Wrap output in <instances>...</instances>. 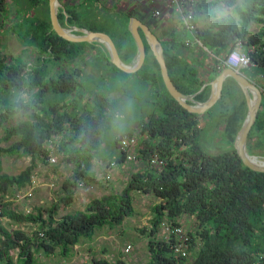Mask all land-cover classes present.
Masks as SVG:
<instances>
[{
  "label": "trees",
  "instance_id": "obj_1",
  "mask_svg": "<svg viewBox=\"0 0 264 264\" xmlns=\"http://www.w3.org/2000/svg\"><path fill=\"white\" fill-rule=\"evenodd\" d=\"M8 1L0 0V12L6 16ZM14 3L18 14L23 15L10 30L25 49L9 61L0 56V141L12 140L9 145L0 146V158L4 154L27 155L31 161L18 174L11 175L2 172L0 159V264H39L37 255L41 253L68 258L74 247L84 239H92L96 230L114 228L133 216L135 191L158 199L152 206L150 226L142 230L148 237L149 258L144 264H264V171L247 166L235 147L248 111L246 97L235 79L226 78L221 98L199 114L189 111L169 93L160 64L146 40L145 62L132 73L112 63L100 46L106 62L125 81L141 79L154 89V108L136 129L118 134L111 155L105 154V131L117 99L110 98L104 89L85 87L80 80L83 71L77 65L56 67L81 56L86 45L95 48L97 43L74 42L60 36L52 26L49 0ZM218 4L233 7L234 11L219 15L215 12ZM195 11L211 17L196 32V46L203 49V56L197 54L195 45L187 43L184 25L171 27L165 40L159 37L169 74L179 90L197 93L225 68L218 66L230 57L238 43L251 57V64L241 71L251 79L264 75V0H244L242 5L238 0H199ZM94 13L90 7L71 6L59 11V19L65 24L67 14L69 25L109 33L121 58L131 63L137 54L128 28L134 12L109 14L105 25L87 21ZM252 23L258 24L259 29L252 31ZM141 34L144 37L142 31ZM33 50L37 53L30 62L24 54ZM206 68L205 73L202 70ZM23 92L28 93V98L22 96ZM87 92H94L91 101L85 100ZM210 92L208 84L195 99L205 101ZM262 96L247 142L249 153L256 155H264L263 91ZM12 118L17 121L12 123ZM206 124L219 128L229 147L215 153L207 151L201 141ZM136 132L141 136L137 158L143 165L131 173L124 188L93 198L84 209L63 212L73 202L80 183L97 180L95 157L108 166L112 161L123 163L126 154L119 148L120 139ZM50 140L55 148L53 154L62 153L63 161L73 165L60 196L48 206H35L32 211L11 206L6 197L32 185L40 161L51 162L52 152L47 147ZM155 154L165 161L162 170L149 164ZM186 215L194 218V229L184 227L181 219ZM2 219L33 224L35 230L29 233L10 229ZM164 224L182 226L188 232L190 246L186 254L176 252L179 239L173 232L166 233ZM14 250L18 251L16 260ZM92 261L129 264L122 258L95 257Z\"/></svg>",
  "mask_w": 264,
  "mask_h": 264
},
{
  "label": "rangeland",
  "instance_id": "obj_2",
  "mask_svg": "<svg viewBox=\"0 0 264 264\" xmlns=\"http://www.w3.org/2000/svg\"><path fill=\"white\" fill-rule=\"evenodd\" d=\"M77 2L79 0H71ZM101 6H94V15L98 18L106 19L109 14V8L116 9L119 13H129L134 11L135 14L143 18L151 28L162 39H167L166 33L171 27L182 25V15L173 2L167 0H99ZM65 0H59V9L64 5ZM244 0H238V4L242 5ZM104 4V5H103ZM8 16L0 12V56H5L7 60L23 54L25 46L21 43L17 34L10 30V26L18 20V17L23 15L18 14L17 4L14 0L8 1ZM106 7V8H105ZM107 9V10H106ZM159 11V12H157ZM233 7H225L218 4L215 7V12L219 15L232 13ZM113 17V16H112ZM206 20H211L207 17ZM204 21V18H203ZM110 22V21H109ZM110 28V24H106ZM259 25L252 23L251 30L256 31ZM199 49L195 46L194 49ZM103 51L107 52L103 46ZM197 54L203 56V49L196 50ZM36 51L25 52L26 58L32 62L36 57ZM206 56V54H205ZM210 55L206 61L209 62ZM237 63H235L236 65ZM69 68L77 65L82 69L83 74L80 80L85 84V87H92L94 89H104L110 98L117 99V104L113 115L110 118L106 131L105 142L103 149L105 154L111 155V149L114 146L115 137L127 130L136 129L138 123L145 117V115L154 108L152 98L154 89L141 79L134 78V80L125 81L122 75L116 73L113 68L104 59V54L100 48L86 45L84 53L72 60L71 62L63 61L56 67ZM208 72V69L202 70ZM211 71L209 70V73ZM94 93V92H93ZM92 92H87L85 100L91 101L93 98ZM22 96L28 98V93L23 92ZM66 101H70V97H66ZM17 118L11 120L16 122ZM205 123V120L202 119ZM204 123H202L204 125ZM202 135L203 147L212 153L219 152L229 147L224 140L221 130L214 128L211 124H206ZM3 131H0V136ZM11 141H0V146H7ZM110 148V149H108ZM56 162L43 163L40 161L35 169L33 175V185L27 188L17 190L14 194L6 197L10 201L11 206L22 211H32L35 206H48L56 198H58L62 191V184L66 177L71 172L73 165L66 164L63 161L62 153H55ZM263 156V155H261ZM2 172L8 174H18L28 164H30L31 157L27 155H10L4 154L1 158ZM141 159L127 161L123 167L116 168L113 172L112 178H105L108 163L100 157H95L93 169L97 174V180L93 182H82L75 192L73 202L65 207L67 212H74L79 209H84L86 204L93 198L101 197L111 192L121 191L131 173L142 167ZM31 191V195H27ZM135 213L131 217H127L123 224L114 228L103 227L96 230L93 238L84 239L74 247L73 255L68 258L61 257L58 254L45 256L43 253L38 254L39 264H93V258L104 257L109 260H117L122 258L129 264H144L148 258L147 249V234L143 232V228L150 226L152 218V206L158 201L156 197L143 192L135 191L134 194ZM2 221L10 229H22L29 233L35 230V226L30 223H13L7 219ZM181 221L186 230L195 228V220L191 216H183ZM132 245L129 251L126 247ZM14 259L17 257V250L12 251Z\"/></svg>",
  "mask_w": 264,
  "mask_h": 264
},
{
  "label": "water",
  "instance_id": "obj_3",
  "mask_svg": "<svg viewBox=\"0 0 264 264\" xmlns=\"http://www.w3.org/2000/svg\"><path fill=\"white\" fill-rule=\"evenodd\" d=\"M49 7L53 29L60 36L74 42H91L104 46L110 61L126 72H136L144 64L147 55L145 46L146 40L160 64L161 74L167 90L181 105L191 112L203 114L214 106L222 96L226 78L233 77L242 89L248 106L246 118L236 137L235 147L247 166L257 171H264V155L251 154L247 147L248 136L257 118L263 96L259 86L245 73L233 66H226L212 81L204 83L198 91L200 92L206 85L210 84L211 92L207 100H196L195 95L198 92L187 94L179 90L175 85L168 71L164 46L161 39L151 26L140 17L132 15L129 19L128 28L136 43L137 54L131 63H126L121 58L116 43L109 33L91 30L87 27L78 25H63L59 19V0H49Z\"/></svg>",
  "mask_w": 264,
  "mask_h": 264
},
{
  "label": "built area",
  "instance_id": "obj_4",
  "mask_svg": "<svg viewBox=\"0 0 264 264\" xmlns=\"http://www.w3.org/2000/svg\"><path fill=\"white\" fill-rule=\"evenodd\" d=\"M174 3L176 9H178L182 15V24L186 27L187 32L189 33V38H187V43L192 44L193 46L198 44V40L196 38V32L198 29L199 23V15L196 14L195 7L199 0H167ZM159 12V11H157ZM194 46V47H195ZM254 49L255 47L252 46ZM196 50H199L198 48ZM235 63H237L235 65ZM251 64V57L249 55L248 50L245 49L242 43H238L235 48V51L228 57L227 59H223L218 66L219 68L223 66H233L239 70L242 68L248 67ZM264 92V75L258 74L255 78L252 79ZM202 121V120H201ZM204 122H201V124ZM140 134L136 132L135 134H126L120 139L119 148L122 152L126 154V159L123 163H118L116 161H112L107 168V172L105 174V178L111 179L113 172L116 168L123 167L127 161H132L137 159V155L139 154L138 144L140 142ZM47 147H50L52 153H50V161L56 162V157L53 154L55 148L53 147V141L50 140L47 142ZM149 164L154 166L157 170H162L165 161L157 154H155L150 160ZM83 183H80L82 185ZM33 185V182H32ZM31 185V186H32ZM31 191L27 193V195H31ZM164 230L166 233L173 232L177 235L179 241L176 245V252L186 254L187 250L190 246V236L188 232L182 226L171 227L168 224H164ZM132 248V245H128L126 247V251H129Z\"/></svg>",
  "mask_w": 264,
  "mask_h": 264
},
{
  "label": "crops",
  "instance_id": "obj_5",
  "mask_svg": "<svg viewBox=\"0 0 264 264\" xmlns=\"http://www.w3.org/2000/svg\"><path fill=\"white\" fill-rule=\"evenodd\" d=\"M99 0H79V1H77V2H73V1H71V0H65V3H64V5L62 6V8L61 9H59V11L60 10H63V11H65V8L66 7H71V6H76V7H78L79 9H81V8H88V7H90L91 9L94 7V6H96V7H99V6H101V2H98ZM104 5V4H103ZM106 8V7H105ZM107 9H108V11L109 12H111V13H119L116 9H114V10H112V9H110L109 8V5H107ZM106 9V10H107ZM93 10V9H92ZM134 12V11H133ZM134 14H135V12H134ZM136 16H138L139 17V15H136ZM207 17H210L209 15H207ZM203 18H204V21H203ZM141 19L142 20H144L142 17H141ZM67 20H68V15L66 14V16H65V24H63V25H67ZM106 19H101V21H100V19L98 18V17H95L94 15L93 16H89L88 18H87V21L88 22H91V23H96V24H100V22H103L102 24H104L106 21H105ZM211 21V20H210ZM209 22V20H206V14L204 15V14H199V23H198V26H204V25H206L207 23ZM105 25V24H104ZM183 25V24H182ZM156 33V32H155ZM157 34V33H156ZM189 33L187 32V38H189ZM99 44H97V46H98ZM101 46V45H100Z\"/></svg>",
  "mask_w": 264,
  "mask_h": 264
}]
</instances>
